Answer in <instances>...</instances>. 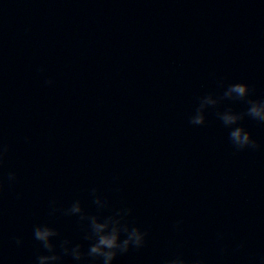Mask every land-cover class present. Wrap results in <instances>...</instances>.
<instances>
[{
  "label": "water",
  "instance_id": "water-1",
  "mask_svg": "<svg viewBox=\"0 0 264 264\" xmlns=\"http://www.w3.org/2000/svg\"><path fill=\"white\" fill-rule=\"evenodd\" d=\"M234 83L264 100V0H0V264L47 254L37 224L86 252L79 218L50 215V202L76 200L89 215L130 208L147 232L114 264H261L264 149L237 152L217 116L248 105L223 101L190 123L202 97ZM239 126L264 146V124Z\"/></svg>",
  "mask_w": 264,
  "mask_h": 264
},
{
  "label": "clouds",
  "instance_id": "clouds-1",
  "mask_svg": "<svg viewBox=\"0 0 264 264\" xmlns=\"http://www.w3.org/2000/svg\"><path fill=\"white\" fill-rule=\"evenodd\" d=\"M48 85H52V80H47ZM252 89L245 83H234L227 86L223 95L216 97L207 95L201 98L199 107L195 114L190 118V123L194 126H204L207 123L206 111L209 108H218L223 101H239L248 105L247 111L236 113L231 108L224 111H218L217 116L223 125L230 129L228 136L233 148L237 152L245 150H262L264 146L259 144L244 127L239 126L241 122L250 117L253 120L264 124V100L249 99ZM10 148L0 140V169H3L7 153ZM118 179V177L116 178ZM18 180L15 172H9L7 181L13 184ZM5 182L0 177V197L3 196ZM90 195L93 203L97 206L99 212L107 208L108 202L99 194L98 189H91ZM18 198H20L18 196ZM57 202H50V215L62 213L68 217H78L82 230L84 232L83 239L88 241L87 251L84 245L73 243L72 240L62 238V234L57 229L47 224H37L33 227L32 237L38 242L39 248L44 253L35 257L34 264H64L65 257H71L76 264H88L89 261L95 264H114L118 256L127 254L132 249H141L145 247L147 232L140 227L131 226L127 222V217L132 214V209H120L109 216L89 215L83 207L81 201H74L68 208H59ZM182 221H178L175 225L179 230ZM218 238L223 240V234H218ZM15 244L23 246L22 238L14 237ZM59 240L57 245L54 241ZM240 248H244L245 244L241 243ZM261 264H264V257L260 258ZM256 258H253L255 264ZM166 264H207L203 259L193 261L186 260L183 256H176L170 259Z\"/></svg>",
  "mask_w": 264,
  "mask_h": 264
}]
</instances>
